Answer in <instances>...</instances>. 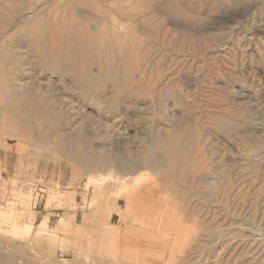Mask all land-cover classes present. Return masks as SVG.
<instances>
[{"label":"rangeland","instance_id":"obj_1","mask_svg":"<svg viewBox=\"0 0 264 264\" xmlns=\"http://www.w3.org/2000/svg\"><path fill=\"white\" fill-rule=\"evenodd\" d=\"M236 1L0 0L16 5L12 14L0 5V61L13 60L0 63V264H264V0ZM129 30L142 41L133 52L123 47ZM6 38L19 48L7 50ZM135 53V81L126 84ZM11 64L23 81L39 83L28 89L30 116L8 118L2 84L16 77ZM48 85L75 108L61 110ZM112 123L123 130L115 158L155 164L163 132L175 135L181 156L176 149L161 170L115 178L112 167L86 169L77 157L51 154L61 136L101 146ZM115 201L119 212L109 209Z\"/></svg>","mask_w":264,"mask_h":264},{"label":"bare ground","instance_id":"obj_2","mask_svg":"<svg viewBox=\"0 0 264 264\" xmlns=\"http://www.w3.org/2000/svg\"><path fill=\"white\" fill-rule=\"evenodd\" d=\"M4 1V0H3ZM108 1V0H107ZM233 1H235V0H233ZM237 1H239V0H237ZM237 1L236 2H234V3H236L237 4ZM245 1V0H244ZM17 2V1H16ZM20 2H21V0H20ZM24 2V1H23ZM22 2V3H23ZM39 2H41V1H39ZM115 2H117V1H115ZM1 4L0 5H3V3L2 2H0ZM21 3V4H22ZM37 3H38V1H37ZM240 3H242V1H240ZM239 2H238V4H240ZM14 4V2L12 3V6H14V7H16V5H13ZM17 4V3H16ZM24 4L25 3H23V5H21V7H24ZM30 4H31V2H30ZM43 4V3H42ZM117 4V3H116ZM4 5H5V3H4ZM3 5V6H4ZM18 5H20V4H18ZM32 5H33V3H32ZM151 5V4H150ZM2 6V7H3ZM6 6V5H5ZM4 6V7H5ZM11 6V7H12ZM115 7H113V10H114V12H115V8L117 7L116 5H114ZM118 6L120 7V5H119V2H118ZM1 7V6H0ZM1 7V8H2ZM3 7V8H4ZM10 7V6H9ZM14 7H12V9L10 8H8V7H5V9H8L9 10V12L10 11H12V12H10L11 14L12 13H15L16 11L14 10ZM18 7H20V6H18ZM29 7H30V5H29ZM78 8V7H77ZM122 8L124 9L125 7L124 6H122ZM147 9L149 8V6L148 7H146ZM150 8H151V6H150ZM155 8V7H154ZM16 9V8H15ZM25 9H26V7H25ZM119 9V11H120V8H118ZM117 9V10H118ZM127 9H129V8H127ZM127 9H126V11H124V12H127ZM17 10V9H16ZM79 10V9H78ZM130 10V9H129ZM144 10V9H143ZM110 11V10H109ZM132 11V10H131ZM17 12H19V11H17ZM142 12H144V11H142ZM146 12V11H145ZM144 12V13H145ZM150 12H151V10H150ZM111 13H113L112 11H111ZM110 13V14H111ZM101 14H104V12H102ZM139 14V13H138ZM141 14H143V13H141L140 12V16H141ZM154 14V13H153ZM153 14H151V15H153ZM19 15V14H18ZM79 15H81V14H79ZM113 15V14H112ZM111 15V16H112ZM145 15V14H144ZM150 15V16H151ZM12 16V15H11ZM15 16V15H14ZM13 16V17H14ZM85 16V15H84ZM88 16V15H87ZM90 16V15H89ZM131 16H132V14H131ZM21 17V16H20ZM102 17H104L105 18V16H102ZM117 17H118V15H117ZM123 17V16H122ZM129 17V16H128ZM134 17H136V16H134ZM133 16H132V18H134ZM138 17V16H137ZM136 17V18H137ZM144 17V16H143ZM4 18H6L5 16H4ZM35 18H37V17H35ZM72 18V17H71ZM91 18V17H90ZM92 18H94V17H92ZM119 18V17H118ZM117 18V19H118ZM21 19V18H20ZM97 19H98V17H97ZM108 19H109V17H108ZM107 19V20H108ZM143 19V18H142ZM5 20V19H4ZM6 20H8V18L6 19ZM5 20V22L7 23V21ZM10 20V19H9ZM8 20V21H9ZM13 20V19H12ZM15 20H17V19H15ZM100 20L101 21H103L101 18H100ZM99 20V21H100ZM110 21H111V19H109ZM110 21H108L109 23H111ZM118 21V20H117ZM148 21V20H147ZM150 21V20H149ZM149 21H148V23H149ZM157 21V20H156ZM4 22V23H5ZM112 22H113V24H112V28H113V30L116 32V36H114V37H116V39H118V32H117V22L115 23V21L112 19ZM120 22V21H119ZM127 22V21H126ZM136 22V21H135ZM138 22V21H137ZM155 22V21H154ZM153 22V23H154ZM44 23V22H43ZM49 22H47V24H48ZM53 23V22H52ZM59 23V22H58ZM121 23H122V21H121ZM124 23V22H123ZM25 24H28V23H25ZM47 24H45L44 23V25H46L45 26V28L44 27H42V28H44V30L47 28L48 29V27H47ZM50 24V23H49ZM55 24H57V23H55ZM81 24V23H80ZM136 24V23H135ZM145 24V23H144ZM150 24V23H149ZM148 24V26L150 27L151 25H149ZM152 24V23H151ZM155 24V23H154ZM0 25H4V24H0ZM76 25H78V23L76 24ZM94 26H93V30H94V27H97V25H99V23L95 26V24H93ZM121 25V24H120ZM9 26V25H8ZM18 26V25H17ZM51 26H53V25H51ZM50 26V27H51ZM122 26V25H121ZM120 26V27H121ZM147 26V25H146ZM1 27V26H0ZM16 27V26H15ZM67 27V26H66ZM111 27V26H110ZM109 27V28H110ZM123 27V26H122ZM154 27H155V25H154ZM158 27V26H157ZM21 28H23V26L21 27ZM20 28V29H21ZM55 28H56V26H55ZM78 28V27H77ZM152 28V27H151ZM150 28V29H151ZM2 29V28H1ZM51 29V28H50ZM90 29V28H89ZM88 29V30H89ZM132 29V28H131ZM14 30H17V28L16 29H14ZM3 31V30H2ZM1 31V32H2ZM42 31V30H41ZM47 31V30H46ZM49 31V30H48ZM92 31V30H91ZM90 31V32H91ZM7 32V31H6ZM10 32V31H9ZM18 32H22V35L21 34H18L17 32V34L16 35H21V37L23 36V33H24V31L22 30H18ZM29 32V31H28ZM32 32V31H31ZM45 32V31H44ZM44 32H42L43 34H44ZM50 32H51V30H50ZM49 32V33H50ZM56 32V31H55ZM76 32H78V29L76 30ZM84 32V31H83ZM129 32H130V41H131V44L130 45H126V46H124L123 45V47L124 48H127L128 49V51L127 52H133V48L135 47V46H137L138 45V43L140 42V40H138L137 39V36L133 33L134 31H132V30H129ZM3 33V32H2ZM72 33H74L73 31H72ZM87 33H89V32H87ZM96 33V32H95ZM111 33H112V31H111ZM6 34V33H5ZM14 34H15V32H14ZM26 34V33H25ZM24 34V35H25ZM32 34V33H31ZM34 34H35V32H34ZM54 34V33H53ZM52 34V35H53ZM71 34V33H70ZM106 34H107V32H106ZM135 36H134V35ZM27 35V34H26ZM48 35V34H47ZM47 35H45L46 37H48ZM50 35V34H49ZM55 35V34H54ZM64 35V34H63ZM83 36H84V34H82ZM103 35V34H102ZM3 37L4 35H0V37ZM8 36V35H7ZM80 36V35H79ZM124 36V35H123ZM5 37V36H4ZM12 37V36H11ZM25 36H23V38H24ZM37 36H35L34 35V38H36ZM40 37V36H39ZM51 37V36H50ZM71 37V36H70ZM87 37V36H86ZM90 37V36H89ZM93 38H94V36H92ZM111 37V36H110ZM8 38V37H7ZM7 38H6V40H3L2 42V44L4 45L5 44V46L4 47H6V49L8 50V49H10L11 51H16L18 48L16 47V46H11L10 45V41L9 40H7ZM10 38V37H9ZM19 38H20V36H19ZM19 38H17V39H19ZM43 38V37H42ZM45 38V37H44ZM52 38H53V36H52ZM51 38V39H52ZM73 38V37H72ZM78 38V37H77ZM81 38V37H80ZM83 38V37H82ZM88 38V37H87ZM126 38H127V36H126ZM14 39V38H13ZM17 39H14V41H15V44H17L16 43V41H19V40H21V39H19V40H17ZM25 39V38H24ZM23 39V40H24ZM27 39H28V35H27ZM29 39H30V37H29ZM28 39V40H29ZM48 39V38H47ZM89 39H91L92 40V38H89ZM89 39H88V42L87 43H89ZM95 39V38H94ZM93 39V40H94ZM36 40H37V38H36ZM43 40V39H42ZM68 40H69V36H68ZM90 40V41H91ZM92 40V41H93ZM101 40V39H100ZM113 40H114V38H113ZM120 40V39H119ZM121 40H122V38H121ZM127 41H128V39H126ZM1 41V40H0ZM38 41V40H37ZM71 41H72V39H71ZM71 41H70V43H71ZM77 41V40H76ZM75 41V42H76ZM80 41V40H79ZM86 41V40H85ZM85 41H84V43H85ZM115 41V40H114ZM126 41V42H127ZM30 42H31V40H30ZM33 44H34V39H33ZM45 44H46V42H47V40L45 39ZM109 42V41H108ZM117 42V41H116ZM119 42V41H118ZM124 42V41H123ZM125 42V43H126ZM142 42V41H141ZM141 42L139 43V45L141 44ZM18 43H20V41L18 42ZM22 43V42H21ZM21 43H20V46H21ZM87 43H86V46H87ZM93 43V42H92ZM115 43V42H114ZM12 44H14V43H12ZM28 44H29V42H28ZM83 44V43H82ZM102 44V43H101ZM39 45H40V43H39ZM70 45V44H69ZM89 45H92V44H90L89 43ZM99 45V44H98ZM117 45H120V48L122 47L121 46V43L119 42V44H117ZM139 45L137 46V47H139ZM29 46V45H28ZM114 46H115V44H114ZM25 47V46H24ZM137 47H136V49H137ZM26 48V47H25ZM82 48H83V46H82ZM86 48V47H85ZM90 48V47H89ZM88 48V49H89ZM102 48V47H101ZM105 48V47H104ZM103 48V49H104ZM116 48H117V46H116ZM115 48V50H117ZM21 49V48H20ZM19 49V50H20ZM22 49H24V48H22ZM21 49V51H20V53L22 52L23 53V50ZM49 49V48H48ZM48 49H47V52H48ZM87 49V48H86ZM107 49V48H106ZM136 49H135V51H136ZM139 50H137L136 52L138 53V51H140V48H138ZM6 50V51H7ZM30 50L31 49H29V52H30ZM39 50V49H38ZM59 50V49H58ZM69 49H67V51H68ZM93 50V49H92ZM110 50H111V48H110ZM114 50V51H115ZM124 50H126V49H124ZM124 50H122V52L124 51ZM143 50V49H142ZM147 50V49H146ZM25 51V50H24ZM134 51V52H135ZM4 52H5V50H4ZM32 52V51H31ZM35 52V51H34ZM84 52V51H83ZM83 52H81V54L83 53ZM103 52V51H102ZM102 52H101V56H102ZM109 52H112V51H109ZM108 52V53H109ZM122 52H121V54H122ZM126 52V53H127ZM142 52V51H141ZM144 53L143 54H145V51H143ZM9 53V52H8ZM8 53H7V55H8ZM15 54H17L16 52H14ZM22 53L20 54L21 56H22ZM42 53H43V49H42ZM53 53V52H52ZM58 52H56V54H57ZM63 53V51L62 52H60V55ZM80 53V52H79ZM89 53V52H88ZM94 54L96 53V52H93ZM104 53V52H103ZM113 53V52H112ZM137 53H135L134 55L135 56H133L132 58L134 59V61L132 60V62L130 63V66H129V68H128V72H127V74L125 75V74H123V75H125V77H124V79L123 78H121V76H120V78H121V80L123 79L124 80V82L126 83V84H128V82H130L131 81V79H132V74H133V69H134V66L135 65H137V63L141 60V57L139 56V55H137ZM148 53V52H147ZM10 54V53H9ZM25 54V53H24ZM27 54H28V52H27ZM30 54V53H29ZM34 54V53H33ZM33 54H32V56H33ZM71 54V53H70ZM93 54V55H94ZM104 54H107V51L104 53ZM120 54V55H121ZM130 54V53H129ZM142 54V53H141ZM3 55V54H2ZM26 55V54H25ZM24 55V56H25ZM35 56H37L36 54H34ZM38 55H39V53H38ZM53 55H55V53L53 54ZM108 55H111L112 56V54L111 53H109ZM118 55V54H117ZM9 56V55H8ZM19 56V55H18ZM26 56H29V55H26ZM25 56V60H26V57ZM31 56V55H30ZM56 56V55H55ZM55 56H53V58H55ZM106 56V55H105ZM124 57H120V60L122 59L123 60V62H124V64H125V62L127 61V58H129L128 57V55L127 54H124L123 55ZM17 57V56H16ZM37 57H39V56H37ZM41 57V56H40ZM43 57H44V55H43ZM92 57V56H91ZM95 57V55L93 56V58ZM103 57V56H102ZM114 57V56H113ZM146 57H147V55H146ZM10 58V57H9ZM19 58H21V57H19ZM18 58V59H19ZM30 59H32L31 57H29ZM34 58V57H33ZM73 58V57H72ZM108 59H109V56L107 57ZM112 58V57H111ZM144 58H145V56H144ZM13 59V58H12ZM14 59H16L17 60V58H15L14 57ZM23 59V58H22ZM21 59V61H23ZM28 59V58H27ZM44 58H42V60H43ZM101 58H99V60H100ZM108 59H106V60H108ZM39 60V59H38ZM54 60V59H53ZM67 60H71V59H67ZM73 61L75 60V59H72ZM93 59L91 58V60H89V62L91 61V63H93L94 61H92ZM103 60H105L104 58H103ZM111 60V59H110ZM110 60H108V62L110 61ZM6 61V60H5ZM11 60H9V62H10ZM15 61V60H14ZM28 61V60H27ZM33 61V60H32ZM61 61H62V59H61ZM145 61V60H144ZM12 62H13V60H12ZM12 62H10V63H12ZM25 61H23V62H21V63H24ZM29 62V61H28ZM51 62H52V60H51ZM106 62V61H105ZM108 62H107V64H108ZM0 63H3V64H6L7 63V65L8 64H10V63H8V61L6 62V63H4L3 61L1 62L0 61ZM14 63H16V62H14ZM27 63V62H26ZM46 63H47V61H46ZM71 63H72V61H71ZM28 64H30V63H28ZM28 64L25 66V67H27L28 66ZM61 64V63H60ZM88 64V63H87ZM121 64V63H120ZM123 64V63H122ZM123 64V65H124ZM143 63H141L140 62V65H142ZM2 65V64H1ZM15 64H11V66L9 65L8 67H9V71H12V70H15V66H14ZM62 65V64H61ZM60 65V66H61ZM86 65V64H85ZM92 65V64H91ZM96 65H97V62H96ZM109 65H111V64H109ZM109 65H107V66H109ZM5 66V65H4ZM20 66H23V64H20ZM65 66V65H64ZM63 66V67H64ZM81 66V65H80ZM98 66V65H97ZM120 66V65H119ZM5 67H7V66H5ZM4 67V68H5ZM7 67V68H8ZM24 67V66H23ZM30 67V66H29ZM86 67V69H87V66H85ZM121 67V66H120ZM0 68H3V67H0ZM18 68V67H17ZM16 68V69H17ZM21 68V67H20ZM32 67H30V69H31ZM67 68V67H66ZM142 68H143V65H142ZM33 69V68H32ZM31 69V70H32ZM64 69H65V67H64ZM122 69H123V67H122ZM130 69V70H129ZM144 69H145V67H144ZM144 69H142V70H144ZM7 70V69H6ZM24 70V69H23ZM22 70V71H23ZM30 70V71H31ZM125 70H127V68L126 69H124V71ZM136 70H137V68H136ZM141 70V69H140ZM26 71L28 72V67H27V69H26ZM29 71V72H30ZM34 71V70H33ZM87 71V70H86ZM122 71V70H121ZM123 71V72H124ZM13 72V71H12ZM15 73H16V70L14 71ZM65 72V71H64ZM80 72V71H79ZM122 72V73H123ZM132 72V73H131ZM134 72H136L135 70H134ZM139 72V71H138ZM137 72V73H138ZM143 73L142 74H144L145 73V70L144 71H142ZM18 73V72H17ZM16 73V77H12V75H11V77H6V78H8L6 81H4V83L2 84V88H3V90H4V92H5V95H4V102H5V106H7V108H8V118H10V119H13V118H16L19 114H21L23 117H26V116H30V115H32L31 113V111H28V110H25V107H26V104H28L29 105V103H32L33 102V98H32V96L30 95V93L28 92V89H30L29 88V86H31V88H32V86H34L35 88L36 87H40L39 86V83L38 82H36V81H31V84H28L27 83V80L25 79V81H23L22 80V77H23V75L21 74L20 76H22L21 78L19 77V75ZM83 73V72H82ZM125 73H126V71H125ZM140 73V72H139ZM2 74V73H1ZM6 74V73H5ZM20 74V73H19ZM6 75H10L9 73L8 74H6ZM13 75H15V74H13ZM17 75H18V77H17ZM137 75V74H136ZM138 75H140L141 76V73L140 74H138ZM1 76V75H0ZM51 77V76H50ZM54 77V76H53ZM115 77V76H114ZM117 77V76H116ZM4 78V77H3ZM35 78V77H34ZM39 78V77H38ZM38 78H35V79H38ZM119 78V79H120ZM141 78V80H142V78L143 77H140ZM139 78V79H140ZM159 78V77H158ZM1 79V78H0ZM5 79V78H4ZM118 79V78H117ZM116 79V80H117ZM136 79H137V77H136ZM110 80V79H109ZM112 80H113V78H112ZM133 81H135V79H132ZM138 80V79H137ZM42 81V80H41ZM115 81V80H114ZM113 81V82H114ZM139 81V80H138ZM34 82V83H33ZM35 82H36V84H35ZM43 82V81H42ZM112 82V81H111ZM118 82V81H117ZM132 82V81H131ZM1 83V82H0ZM115 83V82H114ZM139 83V82H138ZM154 83V82H153ZM41 85H42V83H40ZM150 84V83H149ZM47 85V84H46ZM50 85H52V84H50ZM133 84H130V86H132ZM153 85V84H152ZM151 85V86H152ZM1 86V85H0ZM45 86V85H44ZM128 86V85H127ZM129 86V87H130ZM50 86L48 85V91H50L51 93H55L56 91V89H53V88H49ZM121 87H126L125 85L124 86H121ZM44 88V87H43ZM42 90V88L40 89V91ZM135 90H136V88H135ZM152 90V89H151ZM30 91V90H29ZM44 91V90H43ZM47 91V92H48ZM50 92H48V93H50ZM44 93V92H43ZM46 93V92H45ZM50 93V94H51ZM73 93V92H72ZM83 93V92H82ZM49 96V95H48ZM68 96V95H67ZM35 98V97H34ZM49 98L50 97H48V100H49ZM54 98V99H53ZM53 98H52V100H55V98L57 99V101H58V103L57 104H59V106H60V108H61V110L62 109H65V111H66V109L67 110H73L74 108H75V103H74V101L73 100H69V99H66V97L64 98V96H60L58 93H56V94H54L53 95ZM96 98V97H95ZM45 99V98H44ZM47 99V98H46ZM74 99V98H73ZM101 99V98H100ZM100 99H99V102H100ZM103 99V98H102ZM101 99V100H102ZM87 100H88V98H87ZM56 101V100H55ZM54 101V102H55ZM56 101V102H57ZM94 101V100H93ZM105 102V101H104ZM102 103V104H106V103ZM33 103H35V102H33ZM88 103V102H87ZM51 104H53V102L51 103ZM57 104H56V106H57ZM89 104V103H88ZM92 104V103H91ZM93 105V104H92ZM96 105V104H95ZM94 105V106H95ZM36 106V105H35ZM98 106H100V105H98ZM104 106V105H103ZM1 107V106H0ZM53 107H55V105L53 106ZM6 108V109H7ZM48 108H49V106H48ZM96 108H98V107H96ZM100 108V107H99ZM102 108V107H101ZM1 109H2V107L0 108V112H1ZM56 109H58V108H56ZM55 109V110H56ZM101 110V109H100ZM117 110V109H116ZM45 111L46 110H44V113H45ZM50 111V110H49ZM52 111V110H51ZM69 111H68V113H69ZM97 111H99L98 109H97ZM118 111V110H117ZM41 112H42V110H41ZM57 112V111H56ZM40 113V112H39ZM48 113V112H47ZM6 114V113H5ZM34 114H36V113H34ZM42 114V113H41ZM40 114V115H41ZM49 114L51 115V113L49 112ZM52 114H54V112H52ZM56 114V113H55ZM54 114V115H55ZM58 114H60V113H58ZM57 114V117L59 116ZM63 114H65L64 112H63ZM70 114V113H69ZM53 115V116H54ZM49 116V115H48ZM69 116V115H68ZM56 117V116H55ZM115 117V116H114ZM115 122V121H114ZM113 122V123H114ZM121 122V121H120ZM112 123V124H113ZM123 123V122H122ZM120 124V123H119ZM107 125V124H106ZM106 125H105V127L104 128H106ZM114 125V124H113ZM111 126L110 125V127H109V125H107L108 127L106 128V130L105 131H107V134H105L104 136H102L101 138H99L101 141H103L102 142V145L101 146H99V144L97 145L96 144V146L94 147L93 145L91 146V145H89L88 144V146L85 144V143H81V141H79V139H77V137H75V135H74V139L75 140H73V139H70V137H68L66 140H68V144H66V143H64L65 142V137L63 138L62 136H61V140H63V142L62 143H59V144H57V148H56V150H55V148H54V150H50L51 151V154L53 153V154H59L60 152H62L63 154H64V158H65V161H66V159H70V158H79L78 160H82L83 161V166H84V168H86V169H90L91 167H93V168H96L97 170H102V171H105L108 167H112L114 170H115V173H114V177L116 178V177H122V178H127L128 176H131V175H138L139 174V171L140 170H143V169H145V170H149L150 172L151 171H153V173H154V170H158V169H160L161 170V168H159V163L161 162V161H163V159L165 158V157H167V155H172L173 153V151H175L181 144H179V141H178V139H176V137H175V135H166V134H164V132L163 133H159L157 136H156V138L157 139H155L156 141H155V144H153V145H155V148H156V152H157V155H156V157H155V159H156V163L154 164V162H153V160H152V157H151V159H149V157H148V159H147V157H142V159H139V158H137L136 156H130V155H123L122 157H118V158H115V155H118L119 154V152H118V150L120 151V149H119V147L123 144L122 143V133L121 132H123V130L121 131V129L117 126V125H114V126ZM192 127H194V126H192ZM192 127H191V129H192ZM128 128V127H127ZM46 129V128H45ZM50 129V128H49ZM125 129V128H124ZM195 129V128H194ZM54 130V129H53ZM126 130V129H125ZM128 130V129H127ZM165 130V129H164ZM50 131V130H49ZM46 132V131H45ZM50 132H52V130L50 131ZM127 132V131H126ZM129 132V131H128ZM54 133V132H53ZM104 133H106V132H104ZM197 133V132H196ZM49 134V133H48ZM129 134V133H128ZM128 134H126V135H128ZM103 135V134H102ZM101 136V135H100ZM119 136H122L121 137V139H120V137ZM133 136V135H132ZM135 136V135H134ZM133 136V137H134ZM72 137V136H71ZM83 137V136H82ZM131 137V136H130ZM125 138V137H124ZM123 138V140H125ZM135 138V137H134ZM140 138V137H139ZM153 138H154V136H153ZM152 138V139H153ZM96 139V138H95ZM137 139V138H136ZM135 139V140H136ZM127 140V139H126ZM125 140V141H126ZM128 140H129V138H128ZM132 140H134L133 138H132ZM135 140L133 141V142H135ZM149 140V139H148ZM58 141V140H57ZM139 141H141V140H139ZM104 142H106V143H104ZM128 142V141H127ZM130 142V141H129ZM145 142V141H144ZM90 143V142H89ZM104 143V144H103ZM136 143V142H135ZM138 143H141V142H138ZM129 145L131 144V143H128ZM133 144V143H132ZM147 144V143H146ZM137 145V144H136ZM142 145V144H141ZM141 145H139V146H141ZM191 145V144H190ZM189 146V145H188ZM87 147H89V148H87ZM127 147H130V146H127ZM184 147V146H183ZM136 148V147H135ZM141 148V147H140ZM86 150L87 149V151H90V153H87V152H85L84 154H83V150ZM94 149V150H93ZM124 149V148H123ZM143 149V148H142ZM179 149H181V147H179ZM179 149H177L176 151H175V153L177 152V155H176V158H177V156L178 155H180V154H178V152H179ZM187 149V148H186ZM126 150H129V148H127ZM138 150V149H137ZM136 150V153H138V151ZM135 152V151H134ZM142 152V151H141ZM188 152V151H187ZM190 152V151H189ZM133 152H131L130 151V154L131 155H134V154H132ZM135 153V154H136ZM180 153H181V151H180ZM44 154V153H43ZM47 154V153H46ZM82 154L84 155V159L82 158V159H80V157L82 156ZM149 154V153H148ZM189 154V153H188ZM45 155V154H44ZM147 155V154H146ZM174 155V154H173ZM172 155V156H173ZM171 156V157H172ZM181 156V155H180ZM187 156V155H186ZM174 157V156H173ZM188 157H189V155H188ZM188 157H187V159H188ZM179 158V157H178ZM171 159V158H170ZM169 159V157H168V160H170ZM77 160V159H76ZM77 160V161H78ZM172 160V159H171ZM178 160V159H177ZM184 160V159H183ZM189 160H191L190 158L188 159V161ZM179 161V160H178ZM216 161V160H215ZM163 162H165V161H163ZM163 162H161L162 164H163ZM169 162L170 161H168V165H169ZM176 162V161H175ZM180 162V161H179ZM214 161H211V165H213L212 163H213ZM171 163H173V160H172V162ZM166 164V165H167ZM179 165H181V162L179 163ZM182 165H184V163H182ZM170 167H171V165H170ZM173 167V166H172ZM162 169H163V167H162ZM156 172V171H155ZM211 173L212 174H214V171H211ZM194 179V178H193ZM199 180V179H198ZM206 180V179H205ZM206 181H209L208 179L206 180ZM204 182V181H203ZM207 183V182H206ZM210 183H212V182H209V185H210ZM216 183V182H215ZM200 184H203V183H200ZM208 184V183H207ZM213 185H215L214 183H212L210 186L212 187ZM207 186V185H206ZM203 187H204V185H203ZM214 187H216V186H214ZM216 190V188H214L212 191H215ZM171 191V190H170ZM166 194V193H165ZM169 195V194H168ZM172 198V197H171ZM161 202V201H160ZM163 202V201H162ZM12 214V213H11ZM4 213L3 212H0V218H4ZM10 215V214H9ZM8 215V216H9ZM8 216H7V218H8ZM12 216V215H11ZM166 218V217H165ZM170 218V217H169ZM9 219V218H8ZM10 219H11V217H10ZM128 221V220H127ZM8 222V221H7ZM10 223V222H9ZM170 224H168L167 226H169ZM162 226H163V224H162ZM16 227V226H15ZM161 228V227H160ZM165 229V228H164ZM172 229V228H171ZM163 233V232H162ZM166 233V232H165ZM173 234V233H172ZM167 235V234H166ZM167 240V239H166ZM184 259H186V258H184ZM187 260V259H186ZM186 260H184V261H186ZM183 261V260H182ZM132 264V263H131Z\"/></svg>","mask_w":264,"mask_h":264},{"label":"crops","instance_id":"obj_3","mask_svg":"<svg viewBox=\"0 0 264 264\" xmlns=\"http://www.w3.org/2000/svg\"><path fill=\"white\" fill-rule=\"evenodd\" d=\"M110 205V207H109V209L111 210V212L112 211H114V212H119V211H121V208L119 207V203L117 202V201H115L114 203L113 202H111V203H109ZM110 216H111V213H110V215H109V218H110Z\"/></svg>","mask_w":264,"mask_h":264}]
</instances>
